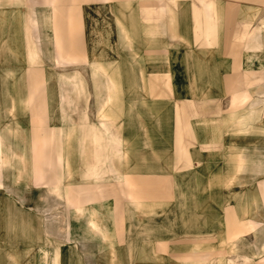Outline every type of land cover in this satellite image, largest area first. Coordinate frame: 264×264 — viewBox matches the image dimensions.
<instances>
[{
  "label": "crops",
  "instance_id": "obj_1",
  "mask_svg": "<svg viewBox=\"0 0 264 264\" xmlns=\"http://www.w3.org/2000/svg\"><path fill=\"white\" fill-rule=\"evenodd\" d=\"M0 164V264H264V0H0Z\"/></svg>",
  "mask_w": 264,
  "mask_h": 264
},
{
  "label": "rangeland",
  "instance_id": "obj_2",
  "mask_svg": "<svg viewBox=\"0 0 264 264\" xmlns=\"http://www.w3.org/2000/svg\"><path fill=\"white\" fill-rule=\"evenodd\" d=\"M239 117H240V115H238V121H241L239 119ZM17 197H19L18 194H12V193H8L7 194L6 202H5V205L7 206V209L11 210V211L14 210L13 213L17 212V214H15L16 217H18V218L22 217L21 218L22 221L34 224V233L35 234L41 233V231L43 229L42 225H40L39 223H34L36 219H37V222H41L42 219L38 215H37L38 218H36V219H34L31 215L29 216V214L24 210V208H22V206H21L22 202L17 201V202H14L13 205L7 203L8 199L13 198L15 200ZM18 199H20V198H18ZM15 205H18L19 211H15V209H13ZM62 211L63 210H58V213H60ZM8 213H9V211H8ZM37 213L40 214V210H37L36 214ZM57 215H58V218L62 216L61 214H57ZM61 220L64 221L63 219H61ZM61 226L63 227L62 230H61ZM67 226H69V225L65 226L63 224L62 225L57 224L56 225V227H57V231H56L57 240L55 241L56 244H54L53 242L47 241L48 243L46 242L45 246H49L50 245V246L53 247V249H54L55 245H64V246H66V254H67L66 255V264L69 262V260H72L73 264H76V262H78L80 260L79 259V257H80L79 254L81 252V246L80 245L79 246L75 245L76 246L75 247L74 245H68L67 240L63 239L65 234L69 232V231L66 230ZM74 226H69V227L70 228L73 227V229H74ZM78 247H79V251L78 252L75 251V250L72 251L73 249L78 248ZM88 249H89V251L84 250L83 252H85L87 254L89 253L88 257H89L90 260L94 259L93 255L95 254V251H96L95 246H89ZM87 263L89 264V262H87ZM40 264H50V260H48V257L43 256V252H41Z\"/></svg>",
  "mask_w": 264,
  "mask_h": 264
},
{
  "label": "bare ground",
  "instance_id": "obj_3",
  "mask_svg": "<svg viewBox=\"0 0 264 264\" xmlns=\"http://www.w3.org/2000/svg\"><path fill=\"white\" fill-rule=\"evenodd\" d=\"M1 165H2V164H0V166H1ZM94 224H95V223H94ZM94 228H95V227H94ZM94 228H93V229H94ZM97 229H98V228H97ZM89 231H90V230H89ZM94 232H95V231H94ZM95 233H96V232H95ZM46 255H47V254H46Z\"/></svg>",
  "mask_w": 264,
  "mask_h": 264
}]
</instances>
